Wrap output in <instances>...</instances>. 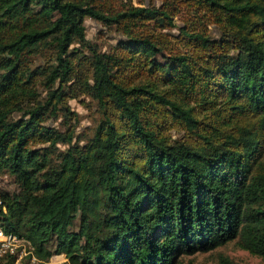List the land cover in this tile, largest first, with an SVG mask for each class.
Returning <instances> with one entry per match:
<instances>
[{
    "label": "trees",
    "instance_id": "1",
    "mask_svg": "<svg viewBox=\"0 0 264 264\" xmlns=\"http://www.w3.org/2000/svg\"><path fill=\"white\" fill-rule=\"evenodd\" d=\"M196 1L234 53L200 63L134 29L176 26L167 10L0 0V172L16 187L0 190V222L36 264L53 253L68 264H192L183 258L231 241L264 260V0ZM86 18L130 24L104 52L87 42ZM192 29L182 38L207 48ZM78 94L102 113L84 143L72 141L66 102ZM157 103L182 137L149 123ZM59 117L64 131L47 123Z\"/></svg>",
    "mask_w": 264,
    "mask_h": 264
},
{
    "label": "rangeland",
    "instance_id": "2",
    "mask_svg": "<svg viewBox=\"0 0 264 264\" xmlns=\"http://www.w3.org/2000/svg\"><path fill=\"white\" fill-rule=\"evenodd\" d=\"M94 3L106 15L124 11L131 6L153 7L161 11L167 10L176 26H160L155 20H141L134 26L136 32L141 33V35L163 40L166 54H193L194 58L200 63H212L215 55L235 52L232 43L224 46V39L220 34L214 13L206 5L196 0H94ZM84 23L87 42L90 45L97 46L100 51L104 52L111 51V48L117 45L121 39H125L124 32L130 24V22L123 21V24L115 23L108 27L91 18H86ZM191 27L193 31L212 40L207 48L202 45L191 44L187 39L182 38V31L190 30ZM161 59L162 56H159V60ZM66 102L70 113L75 114L77 117L76 120H71L73 125L76 124L72 141L74 143L79 138L80 143H84L101 121L102 113L96 102L85 94L68 97ZM155 106L157 107L149 110V123L155 127L162 126V134L170 139L182 137L184 130L176 121H171L169 111L158 103ZM47 123L63 131L67 129V123L66 125L63 124L61 117L51 119ZM60 147L64 148L65 145H60ZM15 189L11 177L4 172H0V190L13 192ZM48 248L53 250L54 245L49 244ZM221 257L228 258L232 264H264L262 258L240 248L235 241L228 242L208 252H198L185 256L183 259L184 261H190L192 264H216ZM68 263L69 261L63 253H53L47 264Z\"/></svg>",
    "mask_w": 264,
    "mask_h": 264
},
{
    "label": "built area",
    "instance_id": "3",
    "mask_svg": "<svg viewBox=\"0 0 264 264\" xmlns=\"http://www.w3.org/2000/svg\"><path fill=\"white\" fill-rule=\"evenodd\" d=\"M6 256L13 257L11 264H36L38 262L31 244L12 232H6L0 222V259Z\"/></svg>",
    "mask_w": 264,
    "mask_h": 264
}]
</instances>
